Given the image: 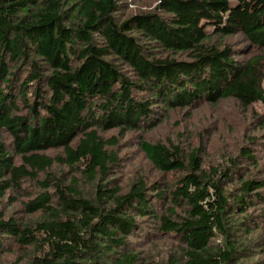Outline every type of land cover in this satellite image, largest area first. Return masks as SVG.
<instances>
[{"label": "trees", "instance_id": "trees-1", "mask_svg": "<svg viewBox=\"0 0 264 264\" xmlns=\"http://www.w3.org/2000/svg\"><path fill=\"white\" fill-rule=\"evenodd\" d=\"M0 264H264V0H0Z\"/></svg>", "mask_w": 264, "mask_h": 264}, {"label": "rangeland", "instance_id": "rangeland-1", "mask_svg": "<svg viewBox=\"0 0 264 264\" xmlns=\"http://www.w3.org/2000/svg\"><path fill=\"white\" fill-rule=\"evenodd\" d=\"M255 109L259 113H262L263 105L256 104ZM177 123L181 124V126L183 127V131H185V134H187V136H189V134H198L200 132L199 129H203L206 127V111H200L197 109L189 111H179L171 114L169 119L166 120L165 124L160 126L157 130L152 133H148L146 135L144 134L143 136L141 133H132L129 134L126 138H121L120 143L123 145L119 152L122 157L120 165H123L124 168L123 176H126L125 174L131 176L132 171H138V168H140L145 175L151 173L155 178L156 175L152 170H150L147 161L143 157V154L138 150V148H136V146L139 144V140H141L139 137L142 136L143 138L152 142L167 141L170 137L177 135L179 131ZM207 124H210L211 126L212 124H214V122L207 121ZM114 134L116 136H119V132L117 131L112 132L110 135ZM218 140L221 141L222 139ZM213 157H215V153L213 154Z\"/></svg>", "mask_w": 264, "mask_h": 264}]
</instances>
